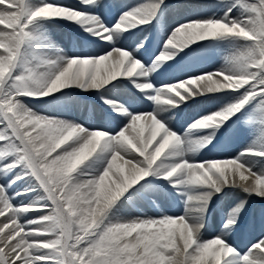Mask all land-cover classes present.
<instances>
[{
    "label": "snow or ice",
    "instance_id": "obj_1",
    "mask_svg": "<svg viewBox=\"0 0 264 264\" xmlns=\"http://www.w3.org/2000/svg\"><path fill=\"white\" fill-rule=\"evenodd\" d=\"M184 7L0 0V264H264V0H216L152 35ZM85 93L104 107L99 126L49 114ZM196 103L206 109L174 130ZM257 218L255 241L235 246Z\"/></svg>",
    "mask_w": 264,
    "mask_h": 264
},
{
    "label": "bare ground",
    "instance_id": "obj_2",
    "mask_svg": "<svg viewBox=\"0 0 264 264\" xmlns=\"http://www.w3.org/2000/svg\"><path fill=\"white\" fill-rule=\"evenodd\" d=\"M179 1H181V0H179ZM196 1H202L203 2L205 0H196ZM206 1H208V0H206ZM214 1H216V0H214ZM114 2L118 6H120V7H126V6H134L137 3L143 2V0H114ZM114 11L115 10H113V14H114ZM209 14H210V10H207L205 12L204 11L193 12V11H188V10L175 12V11H172L171 10L170 12H168V14L166 15V17L164 18V23L162 24L163 28H162V30H160V33H162L163 31H166L167 29H169V28H171L173 26H175L177 23L185 20L189 16H192V15L206 16V15H209ZM106 16L108 17V19H111L112 18L111 15H109L107 13H106ZM59 34H60V36H62L60 38H63L64 37L63 33H60L59 32ZM72 50H73L72 47L68 46L65 51L66 52H70ZM214 63H216V62L215 61H212L209 64V66L212 65V64H214ZM115 95H118L121 99H124V98H126L127 93H126V91L121 90L119 93H117ZM83 96L90 97L92 95L91 94H88V93H85V94H83ZM79 105H82V103H80ZM77 106H78V104L73 105L67 111H50L49 114L58 115V116H60L62 118H65V119H73V120H76L78 122L85 123L86 126H95V124L90 119H86L84 116L82 117V115L80 113L76 112ZM195 107L196 108L198 107V108L196 109ZM205 109H206V105H204L203 103L192 104L189 107V114L187 116H188V118H191L193 116L196 117L197 116V113H199L201 111H204ZM179 112H180V110L178 111V114H179ZM191 113H193V114L191 115ZM99 122H100V124L104 123V121L102 119H99ZM181 122H183V121L178 118V115H176V117L171 120V123L173 125H175L176 127H178V128H180V123ZM254 139L255 138H253V140ZM228 202L231 203V202H233V200L232 199H229ZM257 202H259V201H257ZM259 204H260V202H259ZM174 211L175 210H169V213L171 214ZM209 231H211V229H209L205 233V235L208 234Z\"/></svg>",
    "mask_w": 264,
    "mask_h": 264
},
{
    "label": "rangeland",
    "instance_id": "obj_3",
    "mask_svg": "<svg viewBox=\"0 0 264 264\" xmlns=\"http://www.w3.org/2000/svg\"><path fill=\"white\" fill-rule=\"evenodd\" d=\"M216 1H206V2H200V1H196V0H187V1H185V2H181V3H183V4H185V5H189V6H191V7H184V8H180V9H176V10H172V11H175V12H179V11H186V10H188V11H193V12H199V11H207V10H210V9H208V8H206L205 6L206 5H210V4H213V3H215ZM171 11V10H170ZM169 11V12H170ZM54 27V26H53ZM59 29V28H58ZM50 32H51V35H52V38H53V40L54 41H57L58 39L56 38V37H60V34L59 33H55V32H53V31H51L50 30ZM63 34H65V35H68L63 29H62V31H61ZM69 36V35H68ZM63 40H64V38H63ZM66 41V40H65ZM67 42V41H66ZM65 42V43H66ZM61 43V42H60ZM61 44H63V43H61ZM67 44V43H66ZM59 47H64V45L63 46H60L59 45ZM215 60H218V62H216V63H214V64H218V63H221V61H223V59H222V57H220V56H217V57H215L214 58ZM214 61V60H213ZM214 64H212L213 66H208L209 67V70H215L216 68H219V66H217V65H214ZM79 111L80 112V108H76V111ZM252 137H253V135L252 134H248L247 136H240V137H238L236 140H237V144H236V148L238 149V148H242V147H244L246 144H251L252 143V141H251V139H252ZM144 211H145V213L147 214L148 213V210H146L145 208H144ZM128 215L129 216H134L135 215V213H128Z\"/></svg>",
    "mask_w": 264,
    "mask_h": 264
}]
</instances>
